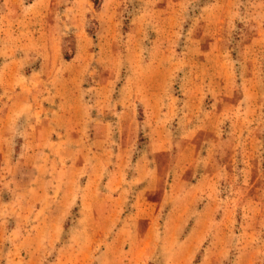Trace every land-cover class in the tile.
I'll return each mask as SVG.
<instances>
[{"label": "rangeland", "instance_id": "1", "mask_svg": "<svg viewBox=\"0 0 264 264\" xmlns=\"http://www.w3.org/2000/svg\"><path fill=\"white\" fill-rule=\"evenodd\" d=\"M0 264H264V0H0Z\"/></svg>", "mask_w": 264, "mask_h": 264}, {"label": "trees", "instance_id": "2", "mask_svg": "<svg viewBox=\"0 0 264 264\" xmlns=\"http://www.w3.org/2000/svg\"><path fill=\"white\" fill-rule=\"evenodd\" d=\"M65 58H66V59H69L70 57H69V56H66Z\"/></svg>", "mask_w": 264, "mask_h": 264}]
</instances>
